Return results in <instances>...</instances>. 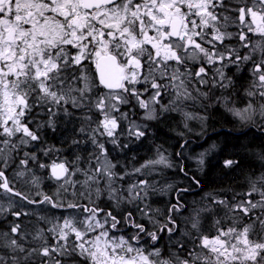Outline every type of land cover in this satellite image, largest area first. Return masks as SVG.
<instances>
[{"label":"snow or ice","instance_id":"1","mask_svg":"<svg viewBox=\"0 0 264 264\" xmlns=\"http://www.w3.org/2000/svg\"><path fill=\"white\" fill-rule=\"evenodd\" d=\"M237 11L240 31L234 33L228 27L236 24L230 13ZM248 33L264 40V0H244L239 8L232 6V0H0V215L17 220L33 215L24 211L26 204L75 210V214L62 215V221L37 217L51 225L36 228L32 239L41 242L39 248L26 247L21 224L10 223L6 231H0V264H35L37 256L41 264H264V172L248 178L249 188L242 198L235 194L229 200L206 193L205 203L192 207L183 227L177 217L186 210L181 201L189 189H178L176 202L161 223L156 219L160 210L147 203L156 191L149 179L137 180L127 188L117 186V180L144 174L155 165L170 168L168 158L158 150L157 159L145 161L132 172L118 173L117 165L107 159L105 143L97 138L106 137L116 145L120 122L127 121V137L142 140L147 125L130 120L120 106L134 99L145 110L143 119L152 120L169 90L175 95L167 105H160L161 112H182L185 120L207 119L181 108L186 100L210 96L195 85L193 95L189 85L195 80L230 92L235 85L224 69L235 66L239 71L248 64L252 67L245 107L229 108V95L218 97L217 102L222 100L225 109L245 124H255L258 115L261 123L257 126L264 131V42L253 44ZM237 35L238 47L225 43ZM240 49L247 51L241 55ZM88 60L96 64L99 85L107 92L97 95L99 85L89 75ZM190 61L201 64L198 71L193 73L188 67ZM209 68L215 69L211 81ZM140 82L145 85L143 92L135 87ZM150 91L153 94L143 99ZM69 105L84 113L79 131L99 150V155L90 154L89 167L80 166L79 156L46 165L28 152L17 163L18 150L40 142L42 128L55 130L61 113L72 115ZM93 110L102 119L90 127L88 113ZM43 151L48 156L60 150L51 146ZM257 159L264 162V151ZM33 162L41 169L50 167L48 179L58 185L53 195L37 192L42 199L35 200L17 189V181L39 187L41 178L29 166ZM13 165L17 170L10 180L6 172ZM224 167H239V162L228 159ZM179 171L187 175L182 166ZM191 179L199 185L197 178ZM104 193L112 204L109 211L97 203ZM126 206L132 207L125 214ZM220 212L224 215L218 217ZM137 216L147 219L155 230L148 231ZM210 216L214 218L205 233L204 223ZM129 227L134 234H116ZM45 232L64 243H49ZM164 232L169 246L161 249L155 245ZM145 236L152 242L150 246H146Z\"/></svg>","mask_w":264,"mask_h":264},{"label":"flooded vegetation","instance_id":"2","mask_svg":"<svg viewBox=\"0 0 264 264\" xmlns=\"http://www.w3.org/2000/svg\"><path fill=\"white\" fill-rule=\"evenodd\" d=\"M235 3V5L233 7L239 8L240 6L243 5L244 0H240L239 3L236 2V0L233 1L232 5ZM250 3V0H249ZM236 14V12H235ZM231 15V14H230ZM234 19H236V24H230L228 27V31L230 32H234V33H238L240 31V29L237 27V25L239 24V20H238V16H232ZM246 31V29H245ZM248 37L249 40L255 44L256 42H260L261 36L259 34H252V33H248ZM264 42V41H261ZM225 43L229 44L230 46L233 47H238L239 46V37L238 35L233 38L230 41H225ZM225 49L221 48V51H224ZM247 51L246 49H240V53L241 55L244 54V52ZM201 66L200 63H194V62H189L188 63V67L193 71V73L195 71H198L199 67ZM219 66V64H217V67ZM94 67V71H95V79H92L97 85H99V79L97 77V73H96V64ZM252 67L251 64H248L247 66H242L241 69L239 71H237V68L235 66H229L228 68H225L224 71L226 73L227 76L232 77L233 78V83L236 87L237 82L240 85V90L237 92V90L231 89L230 92H222V95H229L230 97V102H240L242 104L248 103V98L245 96V90L249 87L250 81H251V76L249 73V69ZM181 71H184L183 68H181ZM215 69L214 68H209L208 69V79L211 81L212 77H213V73H214ZM217 79H219V77H216ZM193 85H195L196 87L200 88V91L202 92H209L211 89V86L209 85L208 87H205L203 85H199L196 83L195 80L192 81V83L189 85V90L193 91ZM136 89L143 92V89L145 87V85L143 84V82L137 83L135 85ZM150 87V85H149ZM216 90V89H215ZM108 90L103 88L102 85H99V87L96 89V93L97 95L107 92ZM222 90L217 88L216 91H213L212 95L209 96V102L210 101H216L218 97H221L222 95H219L220 92ZM215 92L217 94H215ZM153 93L150 91L147 94H145L142 98L143 99H148L149 96H151ZM172 95H175L174 92H172L171 90H169L168 92L163 94V98L160 100V102H163V104H168L169 101L172 99ZM193 95H196L195 91H193ZM198 102H199V97L196 100H186L184 101V103L181 105V108L183 107V105L185 103H191V111L190 113L193 114V116L197 117V110H198ZM69 111L72 113L71 116H65L63 115V113L60 114V116H58L57 119V123H56V128L55 130H53L52 128H42L40 130V135H41V141L40 142H33L31 144H35L34 148V152L36 153L35 155L37 156L39 163H43L46 165H49L53 162L55 163H60L64 160H68V161H73L74 157L73 156V151L71 152V150H68L67 147L70 144V141H68V143L63 142L64 144H66V150H63V154L59 151H53L50 155L45 156L44 154V149L49 148L50 146L45 145L44 143H46V141L48 140L49 137H47L46 135L50 132V133H56L57 130H70L71 128L73 130H75V135H76V141H78V145H79V152L80 154L78 155L79 157H81L80 160V165H89L88 161L90 158V154H94V155H99V150L96 149L93 144L91 143L89 137L87 134L81 133L79 131V129L81 128L82 124H84V121L82 119V117L84 116V113L81 112L78 109H72L71 106L69 105ZM120 112H126L128 113L129 119L130 120H135L137 123L140 124H146L147 125V132H146V136L144 138H142V140L137 141L134 138H126L125 143L119 145V147L116 145V148H113L114 153L112 155V159L116 160L117 159H124L127 161V163L130 165V171H132L134 168L140 167L141 164H143L145 161L150 159L151 156V144H150V132H151V123L154 122L156 119H161V118H167V117H171L174 118L175 121L178 123V133L179 137H182V129H183V114L182 112H178V111H169V112H161V108L160 105L156 106V118L152 119V120H145L143 119L144 115H145V110L141 109L138 104L136 103V101L134 99L131 100V103L129 105H121L120 106ZM119 114V113H116ZM88 115H90L92 117V124L90 127H95L96 124L102 119V116L100 115V113L96 112L95 110H93L92 112H89ZM258 117V115L256 116ZM259 118V117H258ZM41 119H47V117H41ZM196 119L194 118L192 121V126H191V135L197 133V125H196ZM235 121V120H234ZM261 123V122H260ZM236 126L239 127V129L241 128L242 130H239L240 133H243L245 131H253L255 133H260L263 135L264 138V131H262L257 125H259L258 121L255 122V124L249 123L247 125H245L244 127H240L239 125H237V121H235ZM127 126H128V122L127 121H122L120 122V127L117 129V134L122 133V131L124 133H126L127 135ZM32 127H35V125H32ZM90 131V128H89ZM124 135V134H123ZM101 142V137H97ZM125 138V137H123ZM123 140V139H121ZM191 143L189 144L188 142L184 143V141L182 140L180 142L179 145H173V144H169L166 146V155L168 156L169 162L175 166L180 168L181 166L184 168L185 170V166H187V161L189 159H187L186 157L183 156V150L186 146L188 145H192L194 146L191 150V157L195 155V153L193 152H197L198 146H199V142L197 140L196 137H191L190 139ZM120 141V138L118 137V142ZM61 143V144H63ZM39 144H41V146H39ZM63 144V145H64ZM72 144V143H71ZM127 144L128 147L124 148L123 145ZM72 147V146H71ZM23 146L19 149V150H23ZM28 148V147H26ZM25 148V149H26ZM58 149V148H56ZM28 150V149H26ZM60 150V149H59ZM23 154L21 153V158H23ZM179 154V155H178ZM51 156V159L49 158ZM193 162V160H192ZM95 161L93 160L92 166H94ZM31 165H38L37 163L33 162L31 163ZM185 172L187 173V175H185L183 172H180V175H175L174 178H171L172 180H176V179H180L184 180H190L193 184H195L192 181V177L196 178V175L193 174L192 170H185ZM121 173V172H120ZM149 176H146L144 174H133L129 177H126L125 179L127 181H131L129 184H132L134 182H136L137 180H141V179H148ZM121 180H117V186L121 185ZM179 183L181 181H178ZM127 184L126 186L123 185L124 188H127V186L129 185ZM186 185L187 186H191L189 184V182L186 181ZM178 186V185H177ZM195 188H193L191 186V188L188 187H177L176 190L178 189H189V191L185 192L183 195V200L181 201L182 203L186 204V210H182V215L177 217L178 222L180 223V226L183 227L184 226V217H187L189 215V213L192 210V207L194 206H201L205 203V201L202 199L205 197L206 193H217L221 196V198H226L231 200L233 195L235 194H240V196L238 198H242L243 197V193L247 192V191H236V190H232V191H227V192H221V191H203L200 190V185L195 184ZM176 190H160V191H155V193H151L149 195V198L147 200V203H149L151 205L152 209H159L160 210V215L156 216V219L159 220L161 223H163V221L167 218L168 215V209L172 206L173 203L176 202V197H177V191ZM107 193H104L100 199L97 201V203H99L100 207L104 209V211H109L112 209V204L108 202L107 199ZM258 199V197H256ZM107 199V200H106ZM83 203V202H81ZM87 200H84V204H87ZM132 206H126L124 208V213L126 214L128 210L131 209ZM55 211L58 212L59 214L56 216H48V217H52V218H61L62 221V215H69L71 214H75V210H66L63 208H59V209H54V208H47V207H38V206H31V207H26L24 208V211H33L35 213L40 212L42 214H33L31 216H25V217H21L20 219H18V223L21 224V228L22 231L25 232L26 234V239L24 240V244L26 247L28 248H39L41 242L39 241H33L32 236L35 235V231L37 227H42V228H49L51 227V225L49 224H45L43 221H37V217L41 216L44 214V212L46 213L47 211ZM115 214V213H114ZM224 213L220 212L218 214L219 216H223ZM44 216V215H43ZM216 217V218H218ZM28 218L31 219H35L38 223L37 227L35 228V230L33 232H30L29 230H25L24 226L26 223V220ZM80 219H82L83 217L80 216L78 217ZM214 217H209L206 222L204 223V230L205 233H208L210 226L212 224V220ZM55 220V219H54ZM137 221L140 223H143L145 225V227L148 229V231H154V227L152 224H150L148 222L147 219H141L137 216ZM247 222V221H245ZM227 226V224L225 225ZM117 235L120 234H124V235H132L134 234V229L132 228H128L126 232L123 233H116ZM211 235H215L214 231H211L210 233ZM45 235L48 237V241L49 243H64L63 241H56L53 240L52 236L45 232ZM145 240H148V245L146 246H150L151 245V241L148 237H144ZM173 239H175V237H173ZM158 248L161 249H166L169 246V241H168V234L166 232L161 233V239L160 241L155 245ZM151 250V249H150ZM35 260V264H41V258L40 257H34ZM68 264H72L71 261L68 262Z\"/></svg>","mask_w":264,"mask_h":264},{"label":"trees","instance_id":"3","mask_svg":"<svg viewBox=\"0 0 264 264\" xmlns=\"http://www.w3.org/2000/svg\"><path fill=\"white\" fill-rule=\"evenodd\" d=\"M233 1L234 0H232V3ZM234 5L235 3L232 6ZM230 14L231 16H238V11L236 12V14L235 12ZM86 65L89 70L90 77L92 79H95L96 76L93 63L87 61ZM240 85L237 82V85L236 87H234V90H237L238 92L240 90ZM190 104L191 103H188L189 107L191 106ZM198 106L199 117H207V119L198 121V123L201 122L202 125L196 124L197 132L200 131L201 134L197 135V133L194 134L193 132V135H191L190 132L193 119L185 120V117L183 116L182 121L184 126L182 129V137H179V134H177L178 123L175 121L174 118L167 117L156 119L154 122L151 123V132L149 135L152 152L153 150H159L160 152L164 151L166 153L167 145H179L180 142L182 140H185L186 138L196 137L200 145L205 146V148L210 147L213 150V154L211 153L212 155L208 156L204 164L200 167L201 171L198 174L192 172L196 175V178L200 182V190L221 192H227L232 190L248 191V178L252 174L259 175L261 172H264V162H261L257 159V155L261 151H264L263 135L260 133H255L251 130L240 133L239 127L236 126L235 121L230 118L222 108L221 101L209 102L200 100L198 102ZM185 123H187V127H185ZM46 136L49 138L46 143H44L45 145H48L50 147L54 146L55 148L60 149V152L63 154V150H66V144H64L63 142L68 143V141H70V144L67 149L71 150V152L73 151L74 154H80L78 143H74V141L78 139L75 138V130H73L72 128L70 130H57L56 133L49 132ZM61 143H63L64 145ZM213 145H215V147H213ZM39 146H41V144H39ZM23 147V150H18L17 153H35L33 151V147H35V144L30 143ZM25 148L28 150H26ZM49 158L51 159V156ZM228 159L237 160L239 162V167H234L232 169L225 168L224 161ZM16 160H18L17 157ZM31 166L34 169V172L39 169L36 167L38 165ZM15 169L16 168L13 165L6 172V176H8L10 180L14 179V175L12 174V172ZM169 169L172 175H180L178 167L172 166ZM48 170V168H45L46 172L44 176L38 175L41 178V183L39 187L33 186L31 184L25 185L22 181H17V189L29 195L31 199L35 200L42 199L41 196L36 195L37 192L42 191L48 195H53L56 192L57 184L55 181L48 179ZM185 170H187L186 166ZM178 181L181 182L179 183ZM186 181L189 182V184L193 188L196 187L195 184H193L190 180L185 179L184 181L181 180L179 177V179L172 180L170 183H168L169 185H171V188L168 187L166 189L176 190L177 187L191 188V186L189 187L186 185ZM69 199H71V197H69ZM93 199H95V195H93ZM81 202L84 203V200L79 201V203ZM35 206L51 208L50 205ZM58 214V212L50 210L46 213L44 212L43 215L56 216ZM29 219L31 218H28L26 220L24 226L25 230L31 229V226L28 224ZM12 222L18 223L17 219L10 215L0 216V231H6L8 225Z\"/></svg>","mask_w":264,"mask_h":264},{"label":"rangeland","instance_id":"4","mask_svg":"<svg viewBox=\"0 0 264 264\" xmlns=\"http://www.w3.org/2000/svg\"><path fill=\"white\" fill-rule=\"evenodd\" d=\"M261 41H264V40H262V39H260V42ZM88 62H90V63H93V66H95V63L92 61V60H88ZM211 86V85H210ZM172 96H174V95H172ZM247 103H245V104H242V103H240V102H237V103H235V102H229L228 103V107L229 108H231V107H236V108H243V107H245V105H246ZM160 105H163V102H160ZM191 105V104H190ZM222 107L225 109V107H224V103L222 102ZM198 108H199V106H198ZM182 109H183V111H185V112H189L190 113V111H191V106L189 107V105H188V103L186 104H184L183 105V107H182ZM226 110V109H225ZM199 110H197V112H198ZM230 113V112H229ZM115 115H118V114H116V113H114ZM183 114V113H182ZM232 115V114H231ZM197 117H199V112L197 113ZM232 117L234 118V120L235 121H237V125H239L240 127L242 126V127H244L245 125H247V124H245V123H243L242 121H240L237 117H235V116H233L232 115ZM259 117V116H258ZM258 117H255V122L256 121H258V123L260 124V122H261V120H260V117L258 118ZM232 118V119H233ZM198 121H201V119L199 120V118H197L196 119V124L198 125V124H201L202 125V123L201 122H199L198 123ZM249 124V123H248ZM124 134V135H123ZM199 134H201V132L200 131H198L197 132V135H199ZM117 136L120 138V141L116 144L118 147H119V145H121V144H123V143H125V141H126V138H127V135H126V133H124L123 131H122V133H119V134H117ZM123 137H125V138H123ZM121 139H123V140H121ZM101 140H102V143H105V148H106V150H107V159L108 160H111L112 161V163L113 164H116V161H114L111 157H112V155H113V153H114V150H113V148H116V145H114V144H112V143H110V142H108L107 141V138L106 137H101ZM199 149H198V151H197V154L196 155H194V156H189V160H190V162L193 160V162H194V168L193 167H191V169H192V171L193 172H195V173H199L201 170H200V167L202 166V165H200L199 163H198V161H199V159L201 158V154L203 153L204 154V156H203V159H204V162L206 161V159L208 158V156L213 152V150L210 148V147H208V148H205V146H202V145H199V147H198ZM160 152V151H159ZM160 153H162L165 157H167L168 158V156L166 155V153L163 151V152H160ZM186 154H188L187 152H186ZM16 157H17V159L18 160H16L17 162H19V159H21V154H19V153H17V155H16ZM158 158V151H154L153 150V152L151 153V157H150V159H157ZM168 161H169V159H168ZM192 162V163H193ZM52 164V163H51ZM50 164V165H51ZM29 166H31V165H29ZM32 167V166H31ZM37 168H39V166H36ZM92 167H95V164H94V166H92ZM186 167H188V166H186ZM160 168H166L164 165H155L154 166V168L153 169H151V170H148L149 171V173H152V174H155L156 173V171H158V169H160ZM49 170H48V174L50 175V171H51V169H50V167L48 168ZM17 169H15V170H13V172H12V174H14V172L16 171ZM34 170V169H33ZM117 172H118V170H120V169H118L117 167H116V169H115ZM45 169H41V168H39L36 172H34L37 176L38 175H42V176H44V174H45ZM119 173V172H118ZM197 173V174H198ZM76 179H83V177L82 176H77V177H75ZM57 187H58V185H57ZM57 187H56V189H57ZM101 187H103V184L101 183ZM166 188H168V184H166V183H162L161 185H159L158 186V188H155L156 190H167ZM169 190V189H168ZM5 202H6V199H5ZM26 207H31L30 205H25V208ZM17 210H19L18 208H17ZM31 212H33V211H31ZM34 213V215L35 214H42V213H40V212H37V213H35V212H33ZM33 215V216H34ZM0 216H3V215H0Z\"/></svg>","mask_w":264,"mask_h":264},{"label":"bare ground","instance_id":"5","mask_svg":"<svg viewBox=\"0 0 264 264\" xmlns=\"http://www.w3.org/2000/svg\"><path fill=\"white\" fill-rule=\"evenodd\" d=\"M217 90V89H216ZM215 89H213V90H210L209 92H210V96L212 95V93H213V91H216ZM215 94H217L216 92H215ZM219 95H222V91L220 92V94ZM208 101L209 100V98H207V99H205V98H203V97H199V101ZM217 101V100H216ZM210 102H213V101H210ZM221 102H223L222 100H221ZM163 105H167V104H163ZM223 108V107H222ZM224 109V108H223ZM224 111H225V113L230 117V118H233L232 117V115H231V113H229L227 110H225L224 109ZM233 120H234V118H233ZM239 130H242L241 128L239 129ZM191 139V137L190 138H186L185 140H183L184 141V143H186V142H188L189 144L191 143L190 140ZM199 142V141H198ZM200 145V144H199ZM194 146H192V145H188V146H186L185 148H184V150H183V156L184 157H186L187 159H189V156H191V153H192V148H193ZM199 147V146H198ZM199 149V148H198ZM198 149H197V151H198ZM151 151H152V149H151ZM186 152L188 153V154H186ZM193 153H195V155L197 154V152L195 151V152H193ZM213 154V153H212ZM212 154H210L209 156H211ZM73 156H78V154H73ZM151 157V156H150ZM75 158L76 157H74V160H75ZM114 161H116V160H114ZM116 165H117V168L118 169H120V170H118V172L120 173H123V172H132V171H130V165L127 163V161L126 160H124V159H117V161H116ZM80 166H83L84 168H87V167H89V165H80ZM187 166L188 167H186L187 168V170H192L191 169V167H193L194 168V162L192 163V161L190 162V160H188L187 161ZM198 173V172H197ZM142 175V174H141ZM144 175H146V176H149L148 177V179L153 183V186L155 187V188H158V186L159 185H161L162 183H166V184H168V183H170L171 181H172V179L171 178H174V176L175 175H172L171 173H170V169H169V167H166V168H160V169H158V171H156V173L155 174H152V173H149V171H146V173H144ZM131 181H127L126 179H124V180H122V182H121V185H124V186H126L127 184H129ZM168 186H169V184H168ZM156 191H158V190H156ZM160 191V190H159ZM36 204H32V206H35ZM38 223L39 222H37L35 219H29V222H28V224L31 226V229L29 230L30 232H33L34 230H35V228L37 227V225H38Z\"/></svg>","mask_w":264,"mask_h":264},{"label":"water","instance_id":"6","mask_svg":"<svg viewBox=\"0 0 264 264\" xmlns=\"http://www.w3.org/2000/svg\"><path fill=\"white\" fill-rule=\"evenodd\" d=\"M96 73H97V77L99 79V71L97 70V68H96ZM36 205H39V204H36Z\"/></svg>","mask_w":264,"mask_h":264}]
</instances>
